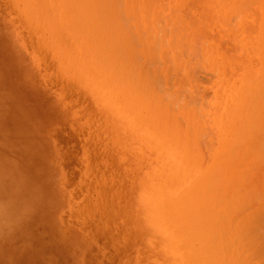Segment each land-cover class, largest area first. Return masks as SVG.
<instances>
[{
  "label": "rangeland",
  "instance_id": "rangeland-1",
  "mask_svg": "<svg viewBox=\"0 0 264 264\" xmlns=\"http://www.w3.org/2000/svg\"><path fill=\"white\" fill-rule=\"evenodd\" d=\"M35 1L0 0V264H156L157 256L154 255L155 253L146 252L145 250V256H141L143 251H140L142 243H140L139 236L142 223L145 226L150 221L148 219L145 221L146 218L143 219L140 213L135 212L136 208L131 203L133 200L131 197L132 191H135L136 184L146 176L154 177L157 174L165 173L164 169L166 168L167 172H173V168L178 169V166L185 162L183 160L185 158L191 159L192 166L196 165L197 162L198 164L203 161L209 162L216 156V153L212 155L211 149H220L223 143H226L223 148L226 154L236 157L237 161H242V158H245L243 161L249 162L251 165V173L246 174L248 179L250 176L247 191L251 194L250 205L247 210L258 212L259 216H257L260 222L263 221L264 227V208H262L263 210L261 207L257 208L261 204V202L258 204V196L263 198L264 195V192H262L264 191L262 187L264 186V168L262 170V167H264V116L260 117L262 119H259V115L255 116L258 118L253 121L252 125L254 124V127L252 126L249 132L245 130L248 128H245V126L250 124L249 121L245 126L241 123L242 128L245 129H240V133L237 132L238 136L236 137H240L242 140L239 139L238 145H235L236 140L234 141L231 138L232 132L227 129L226 134L224 132L226 128L222 129L223 126L220 125L221 117H216L217 108L227 100L224 99L227 95H233L237 98V101L241 102L240 107L237 109L239 111L244 110L247 116L254 114L255 109L261 107V101H264V93L263 97L261 93L258 95L260 88L264 91V86L261 87V85H264V24H262L264 22V0H240L238 4L239 11H243L245 7L246 9L241 13L242 15L237 14L239 11L236 10V12L233 9L236 12L235 15H239L238 18L235 16L236 20L234 12H232L233 16L232 14L229 16L228 13L226 17L233 27H230L231 24L229 26L230 22L228 23L227 19L225 25L229 29L235 28L236 32L226 29V32L230 31L229 33H232V35L230 36L227 32L229 36L225 37L223 35L224 38L221 37V30L224 29L222 26L221 28L218 25L221 28L220 34L213 31V29L217 30L219 28L213 22L212 9L209 11L211 7L206 0V3L203 0H192L190 3V5L192 4L191 8L188 5L190 0H174L175 2L173 0H151L152 2L150 0H119L120 3L117 0H111L113 4L110 8L115 9L113 6L117 2L120 5L118 7V4H115V7L119 8L115 11L117 10L119 14L121 11L123 13H121L122 18H113L115 20H112L113 23H117V26L120 24L119 27H121L119 21V18H121L120 20L123 23L129 24V26L126 25L125 29L127 28L131 34H134L132 36L128 34L130 40L126 36L127 33H125L126 39L123 36L122 39L119 38V34L111 36L114 37L115 44L119 40H125L121 45L125 49H122V53L127 50L132 54L131 56H129L130 54L127 55L129 60L130 57H132V60L134 59L133 64H130V68L133 66V70H136L140 75L142 74L145 78L143 80L144 84L147 85L146 89L145 86L143 88L144 92H142L140 100L135 98L136 100L129 99L128 101L124 100L121 93L125 83L112 78L105 67V71L96 74V76L94 70L99 68L98 63L89 65L87 70L83 67L81 55L84 49L83 47L80 49L81 37L76 38L73 42L71 39L70 42L68 40L70 45L66 41L61 44L60 31L64 29L67 32L65 25L69 24L61 22L62 12L56 8L46 9L50 0ZM184 1L188 4L185 5ZM149 3L152 5H149ZM175 3H179L178 6L182 7L175 6ZM199 3L201 7L203 6L200 10ZM133 4L135 5L133 6ZM249 4L256 9L252 8L253 13ZM184 5L186 8L188 5V11ZM135 6L137 7V14L135 13ZM149 6L152 9L148 15ZM155 6L159 9L158 11ZM192 6H196L198 12L195 9L196 7ZM180 10L184 11L181 13ZM190 10L191 12H189ZM115 11L113 10V12ZM229 11H231L230 7L227 8L226 12ZM196 12L200 14H198L199 16L203 15V19H207L206 22L210 26L213 25V29H211L207 23L205 25V22H202V25L205 28H210L212 33V35L209 33V38L212 36L209 39L211 40L209 46L208 41H206L207 45H201L199 42L203 40L202 37L204 38L209 30L201 33L204 31V27L200 25L201 22H196L200 21ZM249 12L253 14L252 17ZM154 13H156V16ZM190 13H192L193 18H191L192 16L187 17ZM119 14L118 16H120ZM173 14L176 15L171 17ZM182 14H185L187 18ZM165 15L170 17V19L165 17L166 20H169L168 23L164 20ZM178 15L186 18V22L182 20L183 17L181 18ZM132 16L133 19L128 20ZM159 16H162L161 20L156 19ZM208 16H210V20ZM177 17L179 20L177 19L176 22ZM196 17H198L197 20ZM260 17L262 23L258 20ZM153 19L158 20L155 26L157 29L159 28V33L153 27ZM171 19L172 22H170ZM135 20L138 22L136 23ZM159 20L162 26L163 24L165 26V23H170V26L166 25L167 28L162 27ZM192 20H195V22ZM243 20H245V23ZM173 21L180 29L182 24L183 27L185 26V29L180 30V32H185L182 33L183 35L186 34L185 41L183 36L178 35L177 31L179 29L176 31L175 28L178 27L174 25ZM187 21L190 25L194 24L191 26L192 30ZM241 21L244 27L247 25L245 28L242 27ZM171 23L175 28L171 29L173 27ZM260 23L262 27H259L261 26ZM114 24L109 25V29H112ZM116 25L113 27L114 29ZM146 26L147 29L149 27V30L146 29ZM129 27L133 31H130ZM160 27L168 32L169 30H175L177 34L175 31H173L174 34L172 31L170 33L173 38H175L174 35H177V37L179 36V39L176 37L178 42L182 39L186 44L193 45V47L186 49L188 45H182L181 40L182 44H178L175 39L168 37L170 35L167 34V31L162 30ZM240 27L242 28L240 29ZM254 28L256 29L253 30ZM237 29H239V32ZM128 30H123V32H128ZM186 30L188 33L192 31L190 35H187ZM114 31L112 29L111 32ZM138 31L142 40L141 38L138 39L140 37ZM223 31L222 34H226L225 29ZM156 33L159 36L157 35L154 38ZM161 34L168 39L162 37V41L165 40V43L163 42L164 46L161 43ZM148 37L151 38L148 39ZM228 37L233 41L225 39ZM187 38L190 39L189 42ZM206 38L208 40V34ZM218 38H220V44L216 41ZM136 39L141 40V42L139 43ZM152 40L157 43L160 41V43H154ZM171 40V43L174 40L175 44H181L180 47L184 52L178 55L177 53L181 49L177 45L174 49L175 44H172V46ZM205 40L202 41L203 44ZM223 40L225 41L223 42ZM235 40L241 43L239 44ZM247 40L249 44L246 43ZM226 41L229 42L225 44ZM234 41L238 43L237 48L236 43L229 45ZM126 44L129 47H125ZM152 44L158 45V47L155 46L156 50L153 53L149 51L154 49ZM143 45L146 48L145 50L142 48ZM233 46L235 47L234 50L232 49L233 54L236 53L237 49L239 51L235 56L230 51ZM191 49L192 57H189ZM240 50L243 51V54H240ZM176 54L177 56H175ZM239 54L242 60L245 59V62L239 60ZM242 55L244 58L241 57ZM151 56H154L153 60L150 59ZM229 57L232 58H230L231 60L238 59L236 65H234L235 61H229L234 66L230 65L228 62ZM217 59L218 61H216ZM240 61L244 65L240 64ZM216 62L218 63L215 64ZM261 62H263V65H260ZM239 65L241 67H238ZM235 66L240 70L236 71ZM224 68L225 70L228 68L226 72L228 71L227 74H230L226 75ZM129 70L132 73L131 69ZM214 70L217 72H213ZM246 73L248 74L247 78L245 77ZM236 74L239 77L236 76L237 79L234 78ZM241 74H243V78L240 77ZM250 78L255 81L250 83ZM127 79L126 82L129 81ZM229 79L232 81L230 82ZM233 79L235 80L233 81ZM226 82L230 83L232 90L228 89ZM221 84L225 86V89L222 88ZM153 88H155V91ZM244 88H247V91ZM152 90L153 93H151ZM248 94L250 98H247ZM154 95L156 98H160L159 104L157 99H154ZM173 95H175V98L179 96L180 102L178 103L181 106L185 103L186 108L185 105L181 108V106L177 107L179 104H175L176 107L171 103L168 104L169 102L166 100L171 101ZM170 96L172 98H169ZM245 96H247V101L252 100L249 102L250 105H246L248 102L246 103ZM176 100L173 99V102H177ZM162 102L164 106L160 104ZM256 103L258 104L256 105ZM145 104L149 106L152 104V108L148 106V109H153V111L142 109L140 105L145 106ZM155 104L162 106L163 111L156 105L157 111H162V114L155 110ZM206 106L207 108H205ZM262 106L264 108V102ZM174 107L175 109H181H179L180 111L174 110ZM169 108H171L174 117L173 121L170 120L171 115L170 117L166 115V112L169 111L170 113ZM140 112H143V114ZM244 113L242 112L241 115ZM187 114H190L189 118ZM194 114H196V121L200 119L197 125L204 127V123H206L204 129L207 132L203 128H200L201 131L200 129L196 131L199 128L197 125V128H194L196 127L194 125V131L191 129L193 123L196 122L192 117ZM209 114L211 116L208 118ZM164 115H166L165 118ZM186 119L191 123H188ZM165 121H167L166 124ZM241 121L243 122V120ZM167 123L169 125L172 123L171 131H167V133H171L170 135L163 133L162 126L165 125L166 127ZM187 124L190 125L189 130L191 129L193 133L187 130ZM152 125H154L156 131ZM211 127L212 129L215 127L213 131H211ZM216 128L219 134L216 132ZM186 131H189L191 135L188 136L189 134L187 135L188 132ZM174 132L177 135L176 140L182 143L180 145L176 141L177 147L174 143H170L172 141L171 135ZM165 135H168L167 138ZM220 135L227 136V141L219 140L221 139ZM182 136H184V139L182 138L181 141L180 137ZM188 137H191V142ZM186 139L190 143L189 145L192 148L190 149L196 151V153L198 152L199 156L191 150L189 151L193 154H189V147L186 152V146H184ZM243 139L245 140L243 141ZM196 145H199L198 148ZM168 147L171 148V151ZM208 147H210V150ZM178 152H181L180 157L176 154ZM184 153L189 154L190 157L184 155ZM175 155L179 158H176ZM195 156L197 157L195 158ZM159 157L161 158L156 161V158ZM200 157L202 159L199 162L197 158ZM194 160L196 164L193 162ZM167 162L172 163V165L169 164L172 168L167 166ZM161 164L162 166H160ZM236 170L234 169V171ZM258 171L261 173V179L263 175L262 180L257 178ZM237 172L239 173V171L231 172L230 178L223 180L224 184L235 186ZM256 172L258 173L257 176ZM142 175L144 176L142 177ZM260 189L261 191H259ZM161 190V194L164 193V190V195L168 193L167 187H163ZM258 191L263 195L261 193V195H258ZM148 198H153L154 201L157 200L158 195L154 194ZM160 198H164L163 195H160ZM173 221L180 222L178 219H173ZM204 224L209 226L211 222H204ZM242 229H246L245 226L242 225ZM259 233V235H264L262 231H259ZM153 234L151 237L153 236L152 242L154 243L151 246L155 251L159 236L156 235L157 232ZM255 239L258 238L255 237ZM259 240L264 245V236H261ZM255 242L259 243L257 240ZM154 244H156L155 247H153ZM151 255H153L152 258H150ZM248 256L256 258L258 264L264 261V256L261 257L256 248L251 250L249 254H244V257L247 258Z\"/></svg>",
  "mask_w": 264,
  "mask_h": 264
},
{
  "label": "bare ground",
  "instance_id": "bare-ground-1",
  "mask_svg": "<svg viewBox=\"0 0 264 264\" xmlns=\"http://www.w3.org/2000/svg\"><path fill=\"white\" fill-rule=\"evenodd\" d=\"M110 1L109 0H50L48 5L46 6V9H50V8L54 9V8H56V9L60 10L62 12V17H63L61 19V22L69 23V24L65 25V27L67 28V32L64 29H62L60 31L61 38H62L61 39V41H62L61 44H64L65 41L67 43L68 40H69V42L71 40L73 42V40H75L76 38L81 37L80 49L82 47L84 49V51H83V53L81 55V61H82L81 64H83V67L86 70H87L89 65L94 64V63H98L99 68L97 70H94L95 71L94 72L95 76H96V74H100L103 71H105V69H104V67H105L107 69V71L109 72V74L112 76V78H115L118 81L121 80L122 83H125V85H123L122 91H121V93H122V95L124 97V100L128 101L129 99H135V98H139V100H140L141 97H142V92H144L143 88H144L145 84H144L143 80L145 78L142 76V74L140 75V73L136 72V70H133L134 69L133 66H132L133 69L130 68L131 67L130 64L132 62H134V59L132 60V57H130L131 59L129 60V56H131L132 54H130V52L127 51V50L122 53V51L125 50V49L122 48L123 46H121V45H122V43H124L123 41H125V40L124 39H123V41L119 40V42L116 41L117 43L115 44L114 43L115 39L113 40L114 37L111 36L113 34L114 35L115 34H117V35L119 34V36H118L119 38L122 39V36H123L126 39V36H127V38L129 37L128 34L131 35V36L134 35V34H131V32H129V30L127 28L125 29V27H127L126 25L129 26V24L124 22L125 25H123L124 24L123 21L120 20L122 18V15H121L122 11L119 14L118 11L116 10L117 11V13H116L115 9H119V8L115 7V4L117 5L118 3L116 2L114 4V6H113V8H115V9H112L110 7L112 6V4H113L112 1H114V0H112L111 2ZM117 1L119 2V0H117ZM191 1L192 0L189 1V4L186 1H184V4L185 5L188 4L190 6V8H191V5H192V4L190 5ZM198 1H201V0H198ZM203 1L205 2V0H203ZM239 1L240 0H208V1L206 0V2H208L209 6L211 7V8L209 7L210 8L209 11H211V9H212V13H211L212 16L211 17H212V19H214L213 22H215L217 24L216 26L218 28H219V26L220 27L222 26L225 29V33L226 34L228 32V31L226 32V29H228L230 31H235V28L229 29V27H227L225 25V23H227V21H228V18L226 17V16H228V13H229V16H231V14H232V12H234V10L235 11L236 10L239 11V9H238L239 8L238 4L240 3ZM136 2H138V1H136ZM180 3H181V1H180ZM195 3H198V2H195ZM200 3H199V5H200ZM169 4H170V2H169ZM178 4L175 3V6H178ZM202 4L204 5L203 2H202ZM119 5L120 4H118L117 6L119 7ZM134 5L135 4H133V6ZM149 5H152V4L149 3ZM185 5H184V7L186 8ZM188 5H187V8H189ZM249 5H251V4H249ZM160 6H161V3H160ZM196 6H192V7H196ZM228 6L231 8V11L226 12L227 8L229 9ZM178 7L181 8L182 6H178ZM178 7H176V8H178ZM197 7L195 9L198 12V8ZM202 7L200 5L199 6V10ZM250 7H251V9L252 8L255 9L254 7H252V5ZM134 8L136 9L135 13L137 14V7L135 6ZM187 8H186V10L188 11L189 9H187ZM204 8H205V5H204ZM204 8H203V10L205 11ZM207 8H208V6H207ZM207 8H206V11L208 10ZM151 9H152V7L150 8V6H149V10H148L149 12L147 13L148 15H149ZM155 9H157V11L159 10L157 7ZM245 9H246V7H245ZM245 9H243V11H245ZM253 9L251 10L252 13L254 11ZM113 10L115 12H113ZM184 10H180V12L182 13V11H184ZM249 10H250V8H249ZM243 11L241 10V12L240 11L239 12L236 11V12H237V14L240 13V15H242L241 13ZM189 12H191V10ZM236 12H234V18H235V16L237 18L239 16V15L238 16L235 15ZM118 14L120 16H118ZM143 14H144V10H143ZM159 14L161 15V13H159ZM198 14L199 13H197V16L200 15V14L199 15ZM249 14H250V12H249ZM154 15L156 16V13H154ZM166 15L164 16V20H166L168 18L170 19V17H167L168 15L170 16L169 12H168V15L167 16ZM174 15H176V14H173V16H171V17H174ZM182 15L185 16V14H182ZM182 15H180V16L178 15V16L182 18L183 17ZM204 15H206V14H204ZM251 15H253V14H250V16ZM135 16H134V18H135ZM191 16H192V13H190V15L187 16V17H191ZM202 16L203 15L199 16V20L200 21H196V22H198V23L201 22L200 25L203 24L202 22H205V25H207L208 23L206 21H208V20L207 19L206 20L203 19L204 16L203 17ZM232 16H233V14H232ZM244 16L246 17V15H244ZM115 17L116 18L121 17V18H119V21L121 22V27H119L120 24L117 26L116 25L117 23L116 24H114L115 22L113 23V21H115V20H113V18H115ZM165 17H167V18L165 19ZM208 17H209L208 19L210 20L211 19L210 16H208ZM158 18L161 20L162 16L161 17L159 16L156 19H158ZM186 18H184L182 20L185 21ZM191 18H193V16ZM197 18L198 17H196V20H197ZM132 19H133V16L131 18L130 17L128 18V20H132ZM138 19H136V20H138ZM172 19L170 20V22H172ZM177 19L179 20V18L178 17L176 18V20H175L176 22H177ZM201 19H203L204 21L201 20ZM226 19H227V21H226ZM229 19H231V17H229ZM243 19H245V18H243ZM182 20H180V21H182ZM187 20H189V19H187ZM235 20H236V18H235ZM258 20L260 21L261 17H260V19L258 18ZM153 21H154L153 22V27H155V30H158L159 28L157 29V27L155 26V23L158 20L155 21L153 19ZM184 21H183V23H184ZM189 21L191 22V20H189ZM192 21L195 22V20H192ZM243 21L245 23V20H243ZM137 22L138 21H136V23ZM166 22L168 23L169 20H166ZM229 22H230V20L228 21V23ZM260 22L262 23V21H260ZM151 23H152V21H151ZM173 23H174V21H173ZM173 23H171V24L173 25ZM178 23H179V21H178ZM193 23H191V24H193ZM240 23H241L242 27H244L243 24H242L243 22L241 21ZM261 23H260L261 26H259V27H262V24H264V22L262 24ZM112 24H114V26L116 25V27L118 28L117 29L115 27V29H114L113 28L114 26H112L113 31L115 30L114 32H111L112 31L111 28L109 29V27ZM159 24L161 25V21H160ZM184 24H186V23H184ZM188 24L190 25L189 22H188ZM230 24L232 25L231 22L229 23V26H230ZM156 25H157V23H156ZM166 25L170 26V23L169 24L165 23V26H164V24H163V26L162 25L161 26L162 27H166ZM174 25H175V23H174ZM174 25H173V27L171 29H173V28H175V26H177V24L175 26ZM193 25H190L189 27L191 28V26H193ZM212 26H210V24H208V27H210L211 29H213ZM246 26L247 25H245V27ZM130 27H129L130 31H133L132 28H130ZM202 27H204V26L202 25ZM208 27H206L207 29L204 27V31L201 32V33H203V32H207L206 30H209L208 33H207L208 34V40L206 38V36H207L206 33H204V34H206V36L204 38L201 36L203 40H205V38H206L204 44L202 43L203 40L199 41L201 43V45H205V44L207 45L206 41H208V46H209V41L211 42V40H209V39H211L212 36L209 38V33H210V35H212V33H211L210 28L208 29ZM230 27H233V25L230 26ZM242 27H240V29ZM256 27H257V25H256ZM119 28H121L122 30H120ZM182 28L185 29V26L183 27V24H182ZM221 28H219L217 30L213 29V31H217L218 34H220L219 31L221 30ZM146 29H147V26H146ZM175 29H176V31H177V29H179L177 31L179 33L178 35L179 36H183L184 37L183 40L185 41L186 40V38H185L186 34L185 35L182 34V33H185V32H182V31L180 32L181 29L179 27L175 28ZM255 29L256 28H254L253 30H255ZM123 30H128V32L127 31L123 32ZM147 30H149V27H148ZM162 30H165V29L163 28ZM187 30L190 31L189 29H187ZM191 30H192V28H191ZM223 30H221L222 31L221 32V37H223V35L225 37L229 36V35L230 36L232 35V33H229L230 31L228 32L229 35L228 34L227 35L226 34H222L224 32ZM238 30L239 29H237V31ZM243 30H245V29H243ZM165 31H167V30H165ZM171 31L174 34L173 31H175V30H171ZM171 31L169 30V32L167 31L168 33L166 32L170 36H168L165 33H163V34L167 35L169 38H171V37L173 38V35L170 34ZM188 31L186 32L187 35H190V33L192 31L190 33H188ZM151 32H152V30H151ZM157 32L159 33V30ZM162 32H164V31H162ZM177 32H176V34H177ZM125 33H127L126 36H125ZM145 33L147 34V32H145ZM143 34H142V36H144ZM245 34H246V32H245ZM255 34H257V33H255ZM259 34H260V32H259ZM138 35H140V37H138V39L141 38L140 32L138 33ZM157 35L158 34L156 33V36L154 38H156ZM165 35L162 36V34H161V36H160L161 43H163V42L165 43V40L162 41V37L165 38L166 37ZM201 35H203V34H201ZM150 36H151V34H150ZM174 37L175 38H173V39H175L177 41V38H178L177 35L176 36L174 35ZM186 37H188V36H186ZM217 37H219V36H217ZM217 37H216V39H217ZM149 38H151V37H148V39ZM243 38H247V37H243ZM148 39H146V40H148ZM157 39L159 40V38H157ZM165 39H167V37ZM187 39H188L187 41L189 42L190 39L189 38H187ZM219 39L220 38H218V40H216L218 42V44H220V42H219L220 40ZM225 39H229L230 40L229 37L225 38ZM141 40H142V38H141ZM141 40L140 41L137 40V41H139V43H140ZM155 40H152V42L153 41H154V43L156 41L158 42V40H156V41ZM180 40L182 41V39H180ZM180 40H179V42L177 41L178 44L181 43ZM184 41H182L183 44L182 43L181 44L182 45H188ZM224 41L225 40H223V42ZM230 41H233V40H230ZM235 41H237V40H235ZM235 41L230 43L229 45H231V44L233 45L234 43H236ZM171 42H172V40L170 41V43ZM227 42H229V41H226L225 44H227ZM251 42H252V40H251ZM159 43H160V41H159ZM159 43H157V44H159ZM164 43L162 44V46H164ZM175 43L176 42L173 40V43H171V45L175 44ZM238 43L235 44L236 48L238 47L237 46ZM246 43L249 44L248 40H247ZM157 44L153 45L152 48L154 47V49L153 50H149V51L153 53L156 50V47H158ZM178 44H175L174 46L172 45L174 47V49H175L176 45L179 46V47L182 46L181 44L180 45H178ZM68 45H70V43ZM214 45H215V43H214ZM214 45L212 44V46H214ZM126 46H127V44L125 45V47ZM172 46L170 47V49L172 48ZM208 46H207V48L209 49ZM246 46H247V44H246ZM61 47H62V45H61ZM127 47H129V45ZM190 47L192 48L193 45L190 46V44H189L188 47H186V49L187 48L190 49ZM220 47H221V45H220ZM220 47H218V48L220 49ZM243 47H245V46H243ZM142 48H143V50L146 49L144 45H143ZM181 48L182 47H180V49ZM218 48H217V50H218ZM172 49H171V51H172ZM232 49L234 50L235 47L233 46L231 48V50L230 49L229 50L232 51ZM239 49H241V48L239 47ZM243 49H245V48H243ZM182 50L183 49L179 50L180 52L177 53V54L179 55L182 52H184V50L183 51ZM242 50H240V54H243ZM226 52H227V50H226ZM235 52L238 54L239 53L238 49ZM189 53H188L189 54L188 56L190 57L192 55L191 54L192 53V49H191V51ZM217 53H218V51H217ZM225 53H222V54H225ZM236 53L233 54V51H232L231 54H233V56H235ZM78 54H79V52H78ZM163 54H164V52H163ZM174 54H175V52H174ZM177 54L175 56H177ZM186 54H187V52H186ZM240 54L238 55L239 56L238 57L239 60H241V61L244 60L243 62H245V59L242 60L240 58ZM127 55H129V56H127ZM155 55H156V53H155ZM226 55H227V53H226ZM164 56H165V54H164ZM233 56H231V57L233 58ZM78 57H79V55H78ZM153 57L151 56L150 59L153 60L154 59ZM189 57H186V58L189 59ZM231 57H229L228 62L229 61H235L234 65H236V62L238 61L237 57H236L237 60H235V59L231 60L232 59ZM241 57L244 58L243 55ZM219 59H220V57H219ZM190 60H191V58H190ZM216 61H218V59ZM222 62L224 63L223 60H222ZM228 62H227V59H226V63L227 64H228ZM243 62H241L240 64H242ZM217 63L218 62H216L215 64H217ZM223 65H225V64H223ZM230 65H233V63L232 64L230 63ZM242 65H244V64H242ZM260 65H263V62H261ZM224 67H226V66H224ZM227 67H228V65H227ZM238 67H241V66L239 65ZM238 67L235 66V68H237L236 71L239 69ZM129 69H131L132 73L130 72ZM223 70L225 71L226 75L230 74V73L227 74L228 71L226 72V70H228V68L226 70L224 68ZM242 71H243V69H242ZM242 71H240V72H242ZM213 72H215V70ZM242 75L243 74H241V76H240L241 78H243ZM140 76H142V77H140ZM236 76H237V74L235 75V77L234 76L233 77L236 78ZM246 76H248L247 73L245 74V77ZM225 77H227V76H225ZM251 77H252V74H251ZM126 78H128L127 79V80H129L128 82H126ZM234 80L235 79H233V81ZM250 80L252 81V82L250 81V83H253V81H255L254 79H251V78H250ZM231 81L232 80H230V82ZM226 84H227L228 89L232 90L230 83L226 82ZM248 84H247V86H248ZM146 86H145V89H146ZM221 86H222V88L225 89L224 85L221 84ZM262 86H264V85H261V87ZM213 87H214V85H213ZM247 88H244V89L247 91ZM153 89L155 91V88H153ZM151 93H153V90H152ZM181 93H184V92H181ZM259 93H261L262 94L261 96L263 97L264 91L261 88H260V91L258 92V95H260ZM169 95H171V94H169ZM174 96L175 95H173V98H172V96L169 97V98H172L171 101L169 99L166 100V101L169 102L168 104L171 103L172 105L175 106V104H179L178 102H180L179 101L180 99H178L179 96L177 98H175ZM218 96H220V95H218ZM153 97H154V99L156 98L155 95ZM246 97L247 96H245V99H246ZM210 98H212V97H210ZM247 98H250L249 94H248ZM259 98H260V96H259ZM151 99L154 101L153 98H151ZM156 99H157L158 104H159V99L160 98L159 99L156 98ZM173 99L174 100L177 99L176 100L177 102L174 103ZM224 99H227V100H225L224 102H222L218 106L217 112H216V117L217 118L221 117L220 125L223 126L222 129L226 128V131H224V130L223 131L226 132V134H227V129L229 130V132L231 131L232 132L231 138H233L234 141L236 140L235 141V143H236L235 145H238L239 144V139L241 140V138L240 137H236V136H238L237 132L240 133V129H245L246 127H248V128H246L245 130H247L248 132L251 131L250 130V129H252L251 127L252 126L254 127V124L252 125L253 121L257 120V118H258V117H255V116L259 115V119H262L260 117L264 116V113H263L264 112L263 111L264 108L262 106L264 101L263 100H262L263 102L261 101L262 105H261V107H258L259 109H257V108L255 109V113H254L255 115L252 114V115H248L247 116V113L244 110L243 111L242 110L239 111L237 109V108L240 107L241 102L237 101V98H235L233 95L232 96L231 95H227ZM258 100H260V99H258ZM153 101H151V102L154 103ZM251 101H250V99L248 101L246 99V103L248 102L246 105H250L249 102H251ZM158 104H155V106H154L156 111H157L156 105H158ZM160 104L163 105L164 103L162 102ZM183 104L185 105V103H183ZM257 104L258 103H256V105ZM149 105L145 104V106H143V105H140V106L144 110L147 109L149 111L150 110L153 111V109H148L149 107H151L153 105L152 104H151V106H149ZM184 105H182V106H184ZM178 106H181V105L179 104V105H177V107ZM182 106H181V108H183ZM161 107L162 106H159V109ZM175 107L173 108L174 110L177 109L178 111H180L179 109H181V108H176L175 109ZM184 107L186 108V105ZM185 108H184V110H186ZM205 108H207V106ZM155 110H154V113H155ZM160 110L163 111L162 108ZM169 110H170V113L168 111V113L166 112V115L167 116L169 115L168 117H170V115L173 117L171 108H169ZM162 111H160L161 114L163 113ZM256 111H257V113H256ZM160 112H158V113H160ZM242 112L243 113L245 112L244 114H246V115H244V114H243L244 116L241 115ZM141 114H143V112ZM206 114H208V113H206ZM166 115H164V118L166 117ZM195 115L196 114H194V116H192L193 119H195ZM144 116H146V115H144ZM188 116L190 117V114H187V117ZM209 116H211V115L209 114L208 118H209ZM237 116H239L241 118L239 120H237L239 118V117L236 118ZM159 117H161V116H159ZM172 117H170V120L173 121L174 117L173 118ZM245 117L246 118L248 117V118L246 119ZM187 119H186V121H187ZM197 120L198 121H196V119H195L196 122H195V124L193 123V126L191 127V129H193V131H194V128H197V126L199 128H197L196 131H198L200 128L201 129L205 128L206 123H204V127H202L200 125H197V123L200 121V119H197ZM241 120H243V122ZM248 121L250 123L249 125L247 124ZM141 122H143V121L141 120ZM166 122L167 121H165V124H166ZM187 122L191 123L189 121H187ZM241 123L244 124V126H245V124H247L245 126V128H242ZM171 124L169 125L167 123L166 127H165V125L162 126L163 127L162 129L165 130V131L163 130V133L166 134L167 131H169V132L171 131ZM194 125L195 126L197 125V126L194 127ZM153 126L154 125H152V127ZM177 126H178V124H177ZM186 126H188L187 130H189L190 125L187 124ZM153 128L155 130V127H153ZM214 128L212 129V127H211L212 130L209 129V128L208 129L213 131ZM191 129L189 131H191ZM201 129H200V131H201ZM157 130H159V129H157ZM215 130L217 132V128ZM189 131H186V132H188L187 135L189 134ZM204 131L207 132V130H205V129H204ZM169 132L167 133L168 135L171 134ZM196 134H197V132H196ZM154 135L157 137L156 133H154ZM190 135L191 134H189L188 136H190ZM167 136H166V138H167ZM176 136H177L176 132L172 133V135H171L172 141L170 143H174V145L177 147L178 145H176V141H177L176 140ZM223 136H224V134H223ZM223 136L220 135L221 139H219V140L227 141V136H225V137H223ZM182 138L184 139V136L180 137L181 141H182ZM244 140L245 139H243V141ZM241 141H240V143H241ZM177 142L179 143V140ZM190 142H191V139H190ZM179 144L181 145L182 143L180 142ZM189 144L190 143H189L188 139H186L184 141V146H186V148H185L186 152H187V149L189 147V149H188V153L189 154L192 153V152L196 153V151H194V150L192 151L191 150L192 148H191V146ZM225 144L223 143L222 146L220 147V149H217V150L216 149H214V150L211 149L212 155L214 153H216V156L215 157L211 156L213 158L209 162L208 161L207 162L203 161V160H205V159H203L202 160L203 162H201L199 164L197 162V164H196L195 160L198 159V161H199L200 159H202L200 157V158H197V159H195L193 161L196 164V165H193L194 166L193 167L192 163H191V159L189 160L188 158H185V159H183L185 162H182L181 163L182 165L178 166V169H174V168H173V170L171 169L173 172H171V171L167 172V168H166V169H164L166 171L165 173L157 174V176H154V177L146 176V177H144V179H142L140 182H138V184H136V186L138 188L136 187L135 191H132L131 197L133 198V200H132L131 203L134 205V208H136L135 212H137V214L140 213L142 215L143 219L146 218L145 221H147V219L150 221L149 224L146 222L148 225H145V226L143 225L144 223H142V230H141V233H140V236H139L140 243H142V247L140 248V251L141 250L143 251L141 253V256L144 255L147 251L155 253L154 255L157 256V258L155 260L156 264H258L256 258H254V257L252 258L251 256H248L247 258L244 257V254H246V255L249 254L251 252V250H253L255 248L257 249V253L259 255H261V257L264 256V245H263V242L259 240V239H261V236H264V235H259L260 234L259 231L264 232V230H263L264 229L263 221L262 222L259 221L258 212L256 213V212H251L250 210L249 211L247 210L249 208V205H250L249 203H250V200H251V194L248 193V191H247L248 190L247 187H248V184H249L248 181L250 179V176H249V179H248V176L246 174L251 173L250 172L251 171V169H250L251 165H250L249 162L243 161L245 158H242V161H240V160L237 161V159H235L236 157H234V156H232L230 154H226V152H224V150H223ZM243 144H244V142L241 144V146ZM167 145H168V143H167ZM214 145H216V144H214ZM198 146H197V148H198ZM208 148L210 150V147H208ZM168 149L171 151L170 147H168ZM189 150H191L192 152H190ZM211 151H209V152H211ZM153 153H151V154H153ZM180 153L178 152L176 154L180 157L181 156ZM189 154L187 155V153H184V155L190 157ZM196 154H197V156H199L198 152ZM177 155H175L176 158H179ZM197 156H195V158ZM260 156L262 157V154ZM160 158L161 157L156 158V161L158 159H160ZM180 161H182V160H180ZM157 164H159V163L157 162ZM169 164L172 165V163L169 162L167 166H170ZM262 164H261V166H262ZM160 166H162V164ZM164 166H166V165H164ZM263 168L264 167H262V170H263ZM159 169H161V168H159ZM234 169H237L236 171H239V173L237 172L238 176L236 178L235 186H229V185L224 184L223 180L224 179L226 180L227 178H230V173L231 172H236V171H234ZM145 170H146V167H145ZM149 171H150V169H149ZM258 173H259V171H258ZM258 173L256 172V176L258 175ZM242 174H244V175H242ZM260 175H261V173H259L257 178H259V180H262L263 179V175H262V179L260 178L261 177ZM143 176L144 175H142V177ZM263 181H260V182H263ZM259 185H261V184H259ZM163 187H167L168 188V193L166 195H164L165 190H164V193L162 192L163 194H161V191H162L161 189H163ZM262 187L264 189V186H262ZM159 191H160V193H159ZM259 191H261V189ZM259 191H258V193H259ZM262 192H264V191H262ZM260 193L258 195H261V194L263 195V193H261V194ZM154 194L158 195V198H156L157 200L153 201V198L152 199L148 198V197H152V195H154ZM159 194L163 195L164 198H160ZM263 198H264V195H263ZM263 198L262 197L260 198L258 196V204H259V202H261V204L263 203V205H264V201H263L264 199ZM261 204H260L259 207H257L258 209L260 207H261V209L264 208V206L261 205ZM247 211H248V213H247ZM242 215H243V217H241ZM173 217H175V218H173ZM173 219L174 220L178 219L180 222L176 223V222L173 221ZM141 222H142V220H141ZM204 222H211V225L206 226L204 224ZM174 224H176V225H174ZM242 225L245 226L246 229H242ZM153 230H154V232H157L158 234H156V235L159 236L158 237V239H159L158 241L159 242L158 243L155 242L157 244V246L155 247L156 244H154V246H153V247L156 248L155 251L153 250L154 248H152V246H151V245H153L152 243H154V242H152V239H154V238H152L153 236L151 237V235L154 233ZM255 237L258 238V239H255V240H257L258 242L260 241L258 244L254 240ZM145 250H146V252H145ZM148 256H149V254L147 255V257ZM152 256L153 255H151L150 258H152ZM260 264H264V261H262V263H260Z\"/></svg>",
  "mask_w": 264,
  "mask_h": 264
}]
</instances>
